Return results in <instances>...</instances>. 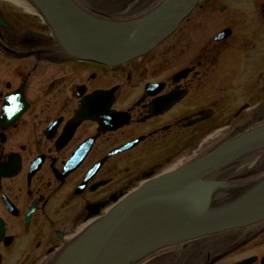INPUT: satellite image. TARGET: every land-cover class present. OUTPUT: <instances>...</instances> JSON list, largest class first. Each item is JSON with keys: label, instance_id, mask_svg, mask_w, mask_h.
<instances>
[{"label": "flooded vegetation", "instance_id": "obj_1", "mask_svg": "<svg viewBox=\"0 0 264 264\" xmlns=\"http://www.w3.org/2000/svg\"><path fill=\"white\" fill-rule=\"evenodd\" d=\"M60 1L75 49L94 56L71 52L37 0H0V264H86L73 237L100 233L130 193L174 169H211L198 176L207 190L264 179V141L235 143L264 130V58L233 30L203 39L190 14L142 47L167 0ZM191 196L175 179L144 203ZM234 232L201 261L175 245L139 264H264V219Z\"/></svg>", "mask_w": 264, "mask_h": 264}, {"label": "water", "instance_id": "obj_2", "mask_svg": "<svg viewBox=\"0 0 264 264\" xmlns=\"http://www.w3.org/2000/svg\"><path fill=\"white\" fill-rule=\"evenodd\" d=\"M47 20L52 25L58 37L65 39L64 45L73 53L81 56L91 57L87 51L75 49L76 39L81 34L75 24L73 16L65 11L60 0H37ZM198 0H169L165 13L153 25V31L147 44L149 46L154 40H158L168 34L177 23L184 18L193 8ZM264 8V7H263ZM65 26V27H63ZM226 29L221 35L228 33ZM264 130L253 131L236 141L238 146H244L253 141L264 138ZM234 148V147H232ZM208 169L192 170L190 172L174 171L154 181L145 183L137 191L132 193L117 209H115L105 223L106 232L95 247L89 264H115L125 258L141 254L148 250L167 246L178 241L189 240L201 235L222 231L228 228L239 227L264 217V189L259 190L253 199L244 203L232 212L208 216L206 210V198L203 189L200 188L198 176ZM177 180L178 183L192 192L191 200L179 198L182 204V213L171 216L166 222L154 226L148 232L131 238L125 243V231L137 210L141 206L145 196L155 188L156 184L164 181ZM159 186V185H158ZM124 244L122 245V243Z\"/></svg>", "mask_w": 264, "mask_h": 264}, {"label": "rangeland", "instance_id": "obj_3", "mask_svg": "<svg viewBox=\"0 0 264 264\" xmlns=\"http://www.w3.org/2000/svg\"><path fill=\"white\" fill-rule=\"evenodd\" d=\"M263 2L264 0H200L189 20L186 22L190 25H200L202 29L198 30V35L199 37H203V39L212 37L224 27H231L233 30V41L238 43L242 41L243 43L249 44L250 52L254 57L262 56L264 58V16L261 12ZM221 5H225L227 9L220 11L219 7ZM213 6L215 10L209 8ZM213 11L225 13L222 14V18L216 20ZM239 36L241 40H239ZM238 49L240 48L236 45L235 52L229 55L235 63V60L243 55ZM250 71L251 67L249 66L245 74L246 77L251 74ZM242 101L244 100H241L238 104H242ZM250 101L253 104L257 100L255 98V100L250 99ZM145 219H148V217L146 216ZM235 233L234 231L219 233L216 235V238L208 241L215 240L217 242L221 238L228 240ZM204 240L206 239L195 240L187 244L192 247L189 255L194 256L193 261H201L206 255L205 249L210 248L207 246L208 241L205 242ZM161 261L165 262V259Z\"/></svg>", "mask_w": 264, "mask_h": 264}, {"label": "bare ground", "instance_id": "obj_4", "mask_svg": "<svg viewBox=\"0 0 264 264\" xmlns=\"http://www.w3.org/2000/svg\"><path fill=\"white\" fill-rule=\"evenodd\" d=\"M259 129H260V127L259 126H257L255 129H254V131H257V132H259ZM260 140V139H259ZM235 147L236 145H234V144H232V147ZM264 180V179H263ZM264 182V181H263ZM253 187H255V186H250V188H253ZM223 190H225V192L224 193H232L233 194V196H232V198H230L228 201H225V202H222L218 197H217V191H215V190H211L210 192H211V195L212 194H214L213 195V197H214V200L211 202V198L209 199V203L210 204H208V209H209V212H216V211H218V210H220V211H222V210H224L225 209V207L227 206V207H230V206H235V205H237L238 204V202L240 201V200H242L243 198H244V194H245V188L244 187H233V188H231L230 190L229 189H220V190H218V191H221V192H223ZM244 191V192H243ZM210 195V196H211ZM144 222V221H143ZM143 222H142V219H139V225H143ZM129 237V236H128ZM130 239V238H129ZM75 255H76V253H75Z\"/></svg>", "mask_w": 264, "mask_h": 264}]
</instances>
